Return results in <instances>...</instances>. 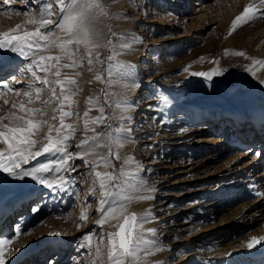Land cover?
Instances as JSON below:
<instances>
[{"label": "rangeland", "instance_id": "374dc122", "mask_svg": "<svg viewBox=\"0 0 264 264\" xmlns=\"http://www.w3.org/2000/svg\"><path fill=\"white\" fill-rule=\"evenodd\" d=\"M15 1L16 0H10L7 5H4L5 7H2L3 0H0L2 3H0V7H2L0 8V11H3V13L5 11L10 13L14 12L17 15L25 12L27 15H31L32 12L36 10V13H39L41 16L40 8L45 4V0H20L17 3H15ZM192 1L194 0H186L183 11L179 10V14L183 15L184 11L188 12V10L190 12L194 8ZM257 1L258 0H248L241 2L240 0H230L226 2L222 6L223 9L218 8V11H221L218 13V21L212 24H202L201 28L196 26L197 28L195 27L193 33L195 38H191V40L185 41L186 36H181L183 41L181 40V45L176 50H174V47L170 48L174 43L173 40L175 38L172 34L177 30H187L188 26H186V24L190 23L191 19H188L185 23L181 22V26L177 28L173 27L167 29L166 34L163 31L158 30L159 25H156V20L153 22L154 26L151 25L152 23L149 19L152 18V16L148 19L146 16L144 17V15L138 14V12H135L133 15L138 16L137 23L141 24V27L137 29L139 36H142V38L146 40V36L154 35L155 39L160 38L159 41H164L163 43L167 47L169 53H175L176 56L174 57L173 62L176 63L170 67H175L178 70L175 74H171V76L167 75L169 72L166 71L165 73L170 80H177L178 78L181 80L182 84L185 85L187 96L184 97L185 99L196 105L207 108L216 106H237L243 108L245 96L248 92L253 93L256 97L259 95L249 86L246 87L244 91L241 90L243 85L238 84L239 70L237 67L230 65L229 62L231 61H229L227 57V51L223 52V56L220 59V64L223 69L221 80L194 75V73H206L209 70V66L213 64V59L215 60V57L218 55V51L217 54L216 51L211 52L210 54L204 52L205 40L207 38L209 40L211 36L214 38H216V36H227L229 34L233 36L237 32L242 31V29L248 28L250 30L246 33L247 39H257L256 36L259 37V42L254 43L253 47L259 48L264 44V3L263 1ZM142 2L143 0H121L120 7L123 11L126 10L125 12L129 14L135 10L138 11ZM216 2V0H209L208 3L212 6L214 3L216 4ZM102 4L105 5L104 8L106 11L108 1L103 0ZM246 7H251L257 10L256 15L248 19L247 22L238 23L235 29H233V24L230 25V23H232V20L234 21L237 16H240ZM131 8H133L134 11L130 12ZM58 9H60V7L55 3V0H53L51 15H54V12ZM146 11H148V9ZM189 15L192 14L189 13ZM19 23L21 24V28H23L22 21H19ZM111 25L113 27L115 26L114 23ZM229 25L231 28H229ZM188 32L190 33L191 30ZM114 33L119 34L117 31ZM226 33L228 34L226 35ZM219 40L220 41L216 40V43L222 44V39L220 38ZM73 52L75 59L81 61L79 66L72 69L59 68L60 76L58 78H56L57 76L55 75L57 71V68L55 67L50 68L46 73L34 68L33 70L37 72L40 81H37L32 73L28 71V68H25L24 73L27 76V83H25V91L23 92L30 93V96H27L25 99L14 98L12 101H5L2 104L0 103V123L11 124L12 121L9 119L11 113L24 115L25 113L20 109V104L22 103L24 104L25 109L33 108L41 110L39 113L32 114L31 118L37 121H47V123L39 126L33 137V139L37 140V143L33 146L31 151H40L42 149L43 143L46 141L44 133L49 127H53L54 130L52 135L55 138V129L60 127V125H58V118L61 117V114L58 113L60 109L64 112L71 111L73 113V115L64 118L71 122V125L74 128V132L70 129H64L63 135L70 136V139L65 143L70 142V144H73L74 142L84 141L87 137L93 135L91 129H95L98 133L108 131L107 124L98 123L95 125L96 127H94L95 123L91 122L88 124L89 131L85 132L84 130L86 119L84 115L85 112L88 113V117L100 116L101 113L99 108L100 106H103L105 109L104 115L114 116L113 90H111V86L107 82L108 64L107 62L105 64H99L95 61V58H93V63L90 65L84 48H80L79 51ZM99 52L102 60L105 56L111 54L110 50L107 48H103ZM150 57V55H144L142 58H139L136 62V66L143 72L148 67H152L153 69L156 66V61L154 62L155 66H153L154 64L151 63L152 60H148ZM35 58L31 59L33 60ZM31 59L28 60L29 64L32 61ZM231 59L234 60L235 57H232ZM164 60L165 59H162L158 62V66L155 68L156 72L154 73L156 76L163 75V72L166 70L160 65L162 62L164 63ZM225 60L228 61L225 62ZM60 61L69 63L71 60L64 57ZM222 62H224V65ZM43 63L55 64L54 60L51 62L45 61ZM69 73L73 76L68 77L67 75ZM97 74H102L104 80L101 81L95 79ZM179 76H183V78L181 79ZM45 78L49 81H55L57 79L75 80L73 85L68 83L60 85L61 87L63 86L65 94H68L69 89L72 93H75V95L70 97L72 102L70 104L65 102L63 108H61L63 99L62 101L60 100V102L58 100V94L56 93V88L59 85H45L42 83ZM36 88L41 89L39 93V101L36 97L37 94H35ZM53 88H55V95H53ZM59 91L61 92V89L58 90V92ZM236 94L240 97L235 96ZM33 95L36 96L34 97ZM145 97L146 95H143L142 89H139L136 92L135 101L139 100L142 102L143 110L137 106L135 110H133L131 115L132 120L129 122L131 129L132 127L133 129L135 128L132 131L135 137L138 136L140 138L137 139V143L134 144L129 155L123 150L120 151L113 147V153L118 151L120 159H115L114 155L110 157V159L115 166L116 173H119L121 167L127 166L124 163L127 157L146 154L143 167L140 168L143 177L149 179L150 177H158L159 175L167 174V183L164 186H161L158 193H154L153 199L150 202L155 220L153 227L156 230V235L161 240L168 242V245L166 246L167 254L165 256V263L201 264L198 260V262L195 261V257L193 261L191 260L192 262H186L187 260H185V258L187 253L191 252L194 254L200 253L199 257L206 258L208 261L207 264H236L235 261H237V258H240L239 255H241V258H243L244 255L241 254L242 251L245 250V246L242 243L248 245L253 237L258 238L264 235V215L255 217L256 214L253 213H255L254 207L257 206V203L250 201V198L253 195L248 193L249 191L245 188L247 186H242V184L248 182L249 176L256 179L258 173L264 172V168L263 171L259 170L257 172L258 167L255 169L256 171L253 169L254 167H251L252 163L256 162V160L264 154V137L262 136L261 138V141L263 140V142L260 146H258L260 139L255 138L249 139L247 143L245 140L246 144H244V142L240 143L239 134L237 132L238 128H235L234 124L233 135L228 138L225 137L222 141L223 143L221 142L220 144V141H215L213 143L205 141L198 142V137L203 136L202 133L206 134L201 131V127L209 125V123L206 124L208 119L201 118L199 121H195L188 115L189 118L187 122L181 125H175L172 130H169L170 132H173L174 130L177 131L178 129H181L182 133H179L177 136L179 137L181 134H184L182 138L185 140L178 139L177 141L172 142L171 139L168 140L166 144L160 146V144H158L159 142L155 140L156 137L151 135L152 131L147 130V128L149 129L150 127H148V125L146 126L148 121H156L159 113H157L156 106L152 102L153 96L148 98ZM89 98H92L91 104L88 102ZM29 100H31L32 103H29ZM13 105H15V107ZM238 110L241 111L240 109ZM115 120L116 119L114 118L108 122L113 128L118 124ZM136 120H138L139 123L136 122ZM226 122L227 121L224 123V127H226ZM135 123H138L137 127L135 126ZM220 125L222 124L216 121V123L214 122V125L209 128L213 130L215 126L218 128H215L214 130L216 131L214 139L219 138L220 136L218 135L220 134ZM162 132L163 131H159L158 135L162 134ZM220 145H223V147L226 148L225 151H213V147ZM6 147V145L0 143V149ZM185 147L186 149H184ZM98 149V158L87 160L88 163L78 159L73 161L71 169L65 175V179L68 182L63 188L54 187L51 189L40 184L38 180H34L31 176L25 177L21 180L6 172L0 171V201L5 198L8 200L17 197L18 195H22L23 193H26L27 190H31V192L37 191L35 192L37 193V199L34 198L33 201L31 200L29 207H32V203L39 202L38 206L41 209H44V215L41 220H39V218L38 220H34L33 225H29L30 220H28L27 227L23 234L19 236L15 235L16 233L14 231L8 233L10 232L11 227L14 229L16 219L14 221L13 219L15 213L9 219L10 222H12V224L10 223L11 225L8 224L9 221L8 223L0 222V224L3 223L0 225V239H3L5 231L10 234L9 236L11 238H13L10 239V243L4 246L5 252L13 247L12 245L15 244L14 241H16V238H23L26 233L28 234L36 227H39L40 223L51 224V222H57L61 224L60 233L57 232V234L54 235L56 237L52 239V242L55 241L57 237L60 240L66 239L68 234L73 230H77L74 232L76 236L74 244H70V242L64 243L65 245L61 244L60 247L68 248V253L65 255L66 260H63L60 264H71L72 262L76 264L75 262L77 258L75 255L77 252L74 250L80 249L84 250V256L82 257L84 264H89L90 261H96V252L92 250L94 247L96 248L97 245H101L104 240L108 241L106 233L115 231L118 224L116 222L110 225L107 222H104L102 225L99 223L102 219L101 212L98 211L100 207L101 192L99 190V181L94 174L95 172H111L113 169L111 167H105L102 163L93 167L94 161H97L100 156L108 154V149ZM260 150L263 151L262 154L260 153ZM153 152L156 153L154 155H159L160 157L156 160H151ZM166 153L169 154L167 165L170 167L164 162L165 157H162ZM45 156L48 157L43 154L35 159L30 158L28 163H21V168L32 169L38 168L43 164H48L53 169L55 167V162L48 163ZM73 168L75 170H73ZM50 174V172H46L39 173L38 175L45 179H51ZM246 174L248 176H246ZM261 178V184L264 185V173ZM90 185L91 189L88 191ZM92 189H96L94 194ZM229 190H231V192H228ZM259 197L256 199L260 201ZM263 202H261L259 208L257 207L258 209L264 207ZM242 204H245L246 206L243 210ZM12 211L13 208L11 209V212ZM85 212L86 218L82 220V213ZM134 212L138 216L140 215L139 211L134 210ZM241 213L245 215L242 219L238 217ZM252 214L253 216H251ZM222 216H226L230 220L228 221V224L219 222V219ZM72 220H75L73 224L71 223ZM240 224L242 226L238 227ZM69 225H71V229ZM51 226L53 225L51 224ZM162 230L163 233L160 234V231ZM86 235L92 236L91 244L93 249L81 247V245H87L89 243L85 238ZM186 236H188V238H186L187 242H191V245L185 246L186 243L184 242V237ZM101 237L102 243L100 242ZM261 250L262 251L259 254L261 256H259V258L250 255L251 259H247V256L244 264H264V250L262 248ZM4 251L3 254L5 253ZM255 254L256 252L254 255ZM50 259L51 258L47 255L42 264H49ZM8 260L9 259L4 258V264H26L25 259H14L12 262L11 260L8 262ZM77 264H80V261H78Z\"/></svg>", "mask_w": 264, "mask_h": 264}, {"label": "bare ground", "instance_id": "6f19581e", "mask_svg": "<svg viewBox=\"0 0 264 264\" xmlns=\"http://www.w3.org/2000/svg\"><path fill=\"white\" fill-rule=\"evenodd\" d=\"M19 1L20 0H16L15 3ZM102 1L103 0H100L101 3ZM107 1H108V7H106L107 15L101 16L99 20L95 23V27L97 30L102 32L104 40H108L111 37V34L117 31V33H119L117 34V36L120 38L118 43L131 44V48L127 50L117 49L118 55H116V61H122L125 64L131 65L132 71L134 73V78L132 80H127V81L122 80L118 84L114 83L110 85L111 87L109 86L111 90H113L112 95H113V103L115 109L113 115L115 117H119L120 115H132L133 110H135L137 106H139L143 110L142 102L139 100L135 101L136 92L139 89H142L143 95H146L145 98L153 96L152 102L156 106L157 113H159L158 117L156 118L157 120L148 121L146 123V126L148 125V127H150L149 129L147 128V130L152 131L151 135L153 137H156L155 140L159 142L158 144H160V146H162V144H166L167 141L171 139L172 142H175L178 139H184L182 138L184 134H181L179 137L177 136L179 135V133H182L181 129H178L177 131L174 130L173 132H170L169 130H172L173 126L175 125H181L187 122L189 116L195 121H199L201 118L208 119L206 124L209 123V125H204V127H201L202 128L201 131L205 132L206 134L202 133L203 136L198 137L197 139L198 142L205 141V142L213 143L215 141L216 142L220 141L221 144V142L225 137L228 138L231 135H233V131H234L233 126L235 124V128H238L237 132L239 134L240 143L244 142V144H246L249 141V139L255 138V139H260L259 141L260 143L258 144V146H260V144L263 142V140L261 141V138L262 136L264 137V44H262L259 48L253 47L254 43L259 42V37L256 36L257 39L256 38L247 39L246 33L249 32L250 29L246 28V29H242V31L240 32H237L233 36H231L230 34L227 35L228 33H226L227 36L224 35L218 37L216 36L217 39L211 36L209 40L208 38L205 40L206 41L205 46L203 45L205 53L210 54L211 52L216 51L217 54L218 51V55L215 57V60L213 59L214 61L213 64L209 66V70L206 72L211 74L213 70H215V74H211V79L213 78V79L221 80L223 69L221 67L222 65L220 64V59L223 56V52L227 51L226 52L227 57L229 61H231L229 62L230 65L237 67L239 70L238 84L243 85V88H241V90L244 91V89L249 86L253 88L252 90H255L256 94L259 95L258 97H256V95H254L253 93L248 92L245 96V102L243 108H239L237 106H216L212 108H207L196 105L184 98L186 96V88L185 85L182 84L181 80H179L178 78L177 80H170L169 77L167 78V75L171 76V74L172 75L175 74L178 70L175 67L174 68L170 67L171 65H174L176 63L173 62L174 57L176 56L175 53L174 54L173 52L169 53L167 51V47L163 43L164 41H159L160 38L155 39L154 35L146 36L147 37L146 40H144L142 36H139L137 29L141 27V24L137 23L138 16L133 15L135 12H138V14L144 15V17L146 16V18L148 19L149 17L152 16V18L149 19V21L152 23L151 25L154 26L153 22L156 20V25H159L158 30L163 31L164 33L167 32V29H171L173 27L177 28L181 26V22L185 23V21L191 19L190 23L186 24V26H188L187 30L185 29L183 31L177 30L176 32H174V34H172L174 35L173 37L175 38L173 40L174 43L172 44V46H170V48L174 47L175 48L174 50H176L183 41L181 36H186L185 41L191 40V38H195L193 36V33L195 31L194 29L196 26L198 28H201L202 24H212L218 21L219 19L218 13L221 12L218 11V8L223 9L222 7L223 4H225L230 0H216L217 1L216 4L214 3L215 5L213 4L212 6L210 3H208L209 0H194L192 1V4H194V8L190 12L189 10L188 12L184 11L183 15L179 14V10L183 11V7L185 6L184 4L186 0H143L140 9L138 11L137 10L134 11V9L131 8L130 12L131 11L134 12L129 14L125 12L126 10L123 11L121 9L120 7L121 0H107ZM240 1L244 2L248 0H240ZM261 1H263L264 3V0H258L257 2H261ZM4 5L7 4L3 3L1 6L3 7ZM147 9L148 11H146ZM36 12L37 11L34 10V12H32L31 15L29 13H28L29 15H27L25 12L22 14L18 13L19 15H17L14 12L10 13L5 11L3 13V11H0V33L8 32L11 29H16L17 25H21L20 24L21 22L19 23V21H22L23 28H20L19 30H17V32H22L23 30H35L37 25H33L30 23L28 24V21L30 19H36V20L41 19L39 13ZM189 13L192 15H189ZM61 16L62 14L60 9L54 12V15L51 16L48 15V17L45 16L44 18L52 20L53 24L41 28L42 32H51V39L54 40L57 44L63 42L65 39L68 38L65 32L55 27L57 24L60 23ZM113 23L115 24L114 27L111 25ZM232 24H233V20L232 23H230V25ZM230 25L229 28H231ZM109 29H111V32L109 31ZM189 30H191L190 33L188 32ZM13 34H17V33H13ZM125 37H128L129 39L126 40L124 39ZM131 38H135V39H131ZM220 38L222 39V44L220 43L217 44L216 40L220 41L219 40ZM115 42L116 41H114V43ZM80 48H84V46L82 45L80 46ZM101 49H98L97 51H101ZM72 51H76L74 46L72 48ZM238 52H242L243 55H237L236 53ZM60 54L61 53L59 48H49L47 46H43V50L37 53L36 56L39 55L57 56ZM144 55L147 56L150 55L151 57L148 60H152V62L151 61L150 62L153 64L156 61L155 62L156 66L154 64L153 66L155 67L153 69L152 67L151 68L148 67L143 72L136 66V62L139 58H142ZM36 56L30 57V56L21 55L19 52L13 53L6 49H0V94H1L0 103L1 104L4 103L5 101L8 102L12 101L14 100V98H20V99L27 98V96H25L24 95L25 93L23 92L25 91V83H27V76L25 75L24 72H25V68H28L27 66H29L28 60L31 58H35ZM232 57H235V59L232 60L231 59ZM73 59H75V56H73ZM162 59L165 60L164 63L162 62V64L160 63V65L162 66L163 69L166 70L163 72V75L156 76L154 74L156 72L155 68L158 66V62ZM227 61L228 60H225V62ZM54 62L55 64L57 63L55 60ZM59 63L65 64L67 62L59 61ZM69 63H71V61ZM222 64L224 65V62H222ZM68 69H72V68H68ZM166 71L169 72L167 75L165 73ZM67 76L72 77L73 75L69 73ZM179 78L182 79L183 76H179ZM124 83L138 84L139 86L124 88L122 86ZM62 87L59 85L56 88V93L58 94L59 101L60 100L62 101L63 99L61 92L60 91L58 92V90L62 89ZM238 94H236L235 96L240 97ZM164 98H167V100L169 101L167 104L163 103ZM125 99L131 105L130 111L127 112L123 108L116 107L118 102H122ZM37 100L39 101V99ZM238 109H240L241 111H239ZM61 111L62 109H60L58 113L61 114ZM58 120H59L58 125H60L61 123L60 118H58ZM115 121L118 123L117 119ZM216 121H218V123H221L223 126L222 125L219 126L220 129V134H218L220 135L219 138L214 139L216 135L215 133L216 131L214 130L215 128H217L216 127L217 125L214 127V130L209 128L212 125H214V122L216 123ZM225 121H227L226 127H224ZM63 122L65 124L68 123L71 125V122H69L68 120L64 119ZM136 122L139 123L138 120H136ZM125 123L127 124V127L131 130V139L125 142L124 146L122 148H119V150L120 151L123 150L125 153L129 155L132 147L134 146V144L137 143V139L140 137L138 136L135 137L134 133L132 132L135 128L133 129L132 127L131 129L129 122H125ZM138 123H135L136 127ZM96 124L98 123H95L94 127H96L95 126ZM158 130L163 131L162 134L158 135L159 133ZM47 135H48V130L45 131L44 133V138L46 140L45 143H47V139H46ZM82 141L76 143L74 142L73 144H70V142L63 143L61 145L66 149L67 152L74 154L73 157L69 160V164L67 165L66 170H62L59 172L55 171V169L58 167V161H60V167H63L62 158L60 156H57L55 153L45 154L48 156V157L45 156L47 158L48 163L53 161L55 162V167L53 168V171L50 172L51 179L57 176H62L66 178L65 175L71 169V164L73 163V161L77 160L75 158V154H80L83 158L78 160H82V161L98 158L99 149L92 151L88 149L81 150L77 147L78 145L81 144ZM184 149H186V147ZM225 149L226 148L223 147V145L213 147V151L215 152H221L223 150L225 151ZM84 151H87V155L83 154ZM263 151L260 150V153L262 154ZM154 154L156 153L153 152L151 160H156L158 157H160L159 155H154ZM145 156L146 154H140V155L138 154L137 156H133L135 158V162L140 165V168L143 167V162L146 159ZM168 156H169L168 153L162 156L165 157L164 162L166 163V165L168 164L167 162L169 161ZM136 163L127 164V166H125L124 168L131 170L132 172H138L139 177L142 178L144 186L154 189V191L150 193L152 196L154 195V193L155 194L158 193L159 192L158 190L161 188V186H164L167 183V178H168L167 174H162L159 175L158 177L156 176L150 177L149 179L145 178L141 175L140 168L137 169ZM167 166L170 167L169 165ZM251 167L252 168L254 167L253 168L254 170L258 167L257 172L259 170L263 171L264 154L260 158H258L256 162H253ZM263 173L262 172L258 173L256 179H253L252 177L249 176L248 182L246 184H242V186L243 185L247 186L245 187L246 190L249 191L248 193L253 195L250 198V201L257 203V206H255L254 204L255 213L253 214H256L255 217H260L264 215V207L262 208L260 207V209H258L261 202L264 201L263 200L264 185L261 184V179H262L261 176ZM246 176L248 175L246 174ZM90 189H91V185L88 187V191H90ZM35 192L37 191L31 192V190L29 191L27 190V192L23 193L22 195H18L17 197L10 198L8 200H6L5 198L0 201V222L2 221L3 223H8L11 216L14 215L15 213L13 219V221L16 219L14 224V229L11 227L12 229L10 228V232L8 233L14 231L16 233L15 235L18 236L22 235L25 228L27 227L28 220H30L29 225H33L34 224L33 221L38 220V218L39 220H41L42 216L44 215V209H41L38 206L39 202L38 203L34 202L32 203V207L31 208L29 207L31 200L33 201V199L37 197V193ZM228 192H231V190H229ZM142 194L144 193H134V195H142ZM258 197L260 198V201L256 199ZM151 200L152 199L133 202L128 206V208L133 212L134 210L139 211L140 215L150 210L151 215L153 217V213H152L153 210L151 209V204H150ZM245 204H242L243 205L242 210L244 209V207H246ZM12 208L13 211L11 212ZM253 214L251 216H253ZM238 217L242 219L243 217H245V215L241 213L240 215H238ZM255 217H251V218H255ZM74 221L75 220H72L71 223L73 224ZM154 221L155 220L152 219L144 223L143 229L144 230L154 229L153 227ZM228 221L230 220L226 216H222L219 219V222L224 224L225 223L228 224ZM105 222H107L109 225L114 222L118 223L116 220H112V219H108ZM3 223H1L0 225H2ZM51 224L53 226H51ZM51 224L40 223L39 227H36L28 234L26 233L23 238H16V241H14L15 239L12 240L14 241L15 244L12 245L13 247L10 250L8 249L6 252L4 251L5 253L3 254V257L11 260V262L14 259H21V260L25 259L26 264H42V262L44 261L47 255L48 257L51 258L49 264H60L63 260L65 261L66 260L65 255L68 253V248L67 247L63 248L60 246L61 244L68 242H70V244H74V241L76 240L75 239L76 236L74 232L77 230H73L70 234H68V237L66 239L60 240L57 237V239L52 242V239L56 237L54 235L57 234V232L60 233L61 224L57 222H51ZM241 226H242L241 224L238 225V227ZM69 227L71 229V225H69ZM8 233H6L5 231V235L3 236V239L10 241V239L13 238H11L9 236L10 234ZM162 233L163 230L160 231V234ZM188 236L184 237V242L186 243L185 246L191 245V242L190 243L187 242L186 238H188ZM262 237H264V235L258 238H262ZM155 238L159 241V246L161 247V250L158 252L153 250L151 255L144 257L142 264H166L165 256L167 254L166 246L168 245V242L163 241L159 237H157L156 232H155ZM242 244L245 246L244 248L245 250L242 251L241 254L244 255L243 258H241V255H239L240 258H237L236 256L237 258V259L235 258L237 260L235 261L236 264H244L247 256H248L247 259L248 258L251 259L250 255L259 258V256H261L259 255L260 252L262 251L261 248L264 250V239L259 240V242L256 243L252 248H249L245 243ZM99 247H100L101 255L98 259L96 258L95 264H107V256H108V248H109L108 241L104 240V242L101 245H99ZM74 251L77 252V254L75 255V257L77 258L75 263L77 264V262L80 261V264H84L82 259V257L84 256V250L80 249ZM92 251H95V247ZM255 252L256 254L254 255ZM199 254H194L191 252L187 253L185 258V260H187L186 262H189L191 260L193 261L195 257L196 258L195 261L198 260L199 263L201 264H207L208 263L207 259L204 257H199ZM71 264L74 263L72 262ZM89 264H92V262L90 261Z\"/></svg>", "mask_w": 264, "mask_h": 264}, {"label": "snow or ice", "instance_id": "6c2138e0", "mask_svg": "<svg viewBox=\"0 0 264 264\" xmlns=\"http://www.w3.org/2000/svg\"><path fill=\"white\" fill-rule=\"evenodd\" d=\"M9 0H3L4 4H8ZM53 0H45V4L40 8L41 19H30L28 23L37 25L35 30H23L17 32L21 28L20 25L16 26V29H11L8 32L0 33V49H6L13 53L19 52L25 56H36L37 53L43 50V46L49 48H59L60 55L57 56H36L28 66V71L32 73L37 81H40V77L33 69H38L41 72H48L50 68H57L55 75L60 76L59 68H74L79 66L81 61L73 59L74 53L72 51L73 46L76 51L80 50V46H84V51L88 57V63H93V58L99 64H105L107 62V82L109 85L114 83H120L122 80H132L134 73L132 66L125 64L122 61H116V55L119 50H127L131 48V44L118 43L119 37L116 33H112L108 40L103 39L101 31L97 30L95 23L101 16H106L107 12L100 0H55V3L60 7L61 20L55 27L65 32L68 37L63 42L57 44L51 39V32H42L41 28L53 24L50 19H45V16L51 15ZM257 10L246 7L244 12L240 16H237L233 21V29L238 23L247 22L248 19L256 15ZM111 32V29H109ZM17 33V34H13ZM124 39H129L125 37ZM135 39V38H131ZM114 41H116L114 43ZM107 48L111 54L105 56L102 60L101 54L98 49ZM237 55H243L242 52L236 53ZM67 57L71 60V63L60 64L59 61ZM55 60L56 64L43 63L45 61L51 62ZM115 61V63H113ZM211 74H215V70ZM209 73H194V75H201L211 78ZM97 80H104L102 74H97L95 77ZM43 84H57L63 85L65 83L74 84L75 80L66 79L55 81H49L44 79ZM124 88L138 87V84L124 83ZM6 87V86H5ZM41 89L36 88L37 99H39V93ZM25 96H30V93H25ZM53 95H55V88H53ZM61 95L63 101L61 108L65 102L71 103L70 97L75 95L71 90H68V94H65V90L61 89ZM92 103V98L88 101ZM169 101L164 98L163 103L167 104ZM7 103V102H6ZM29 103H32L29 100ZM15 107V105H13ZM117 108H123L126 112L130 111L131 105L125 99L122 102H118ZM20 109L25 113L24 115H16L11 113L9 119L11 124L0 123V143H3L7 147L0 149V171L6 172L9 175L15 176L18 179H24L31 176L34 180L49 188H63L68 182L64 177L57 176L52 179H45L39 176V173H46L53 171L52 167L48 164H43L38 168L25 169L21 168V163H28L30 158L35 159L43 154L55 153L62 158L63 167H60V161H58V167L55 171L59 172L66 170L69 160L74 154L66 151L61 145L70 139V136L63 135L64 129H70L74 132V128L70 124H65L64 118L73 115L71 111H61L60 127L55 129L56 136L53 137V127H49L48 135L46 137L47 143L43 144L40 151H31L33 146L37 143V140L33 139L39 126L46 124L47 121H37L31 118L32 114L39 113L40 109L28 108L25 109L24 104H20ZM100 116L88 117V113L85 112V132L89 131L88 124L99 123L107 124L108 131L98 133L95 129H91L93 135L87 137L77 147L81 150L95 151L98 148L108 149V154L100 156L97 161L93 162V167L99 164H104L105 167H111V172H95V177L99 181V190L101 192L100 207L98 211L101 212L102 219L99 223L102 225L106 220L112 219L118 222V230L106 233L108 237V256L107 264H142L144 257L149 256L154 251H160L159 241L155 238V229H143V224L154 219L150 210L137 215L134 212H130L128 206L137 201H144L153 199L150 194L154 191L153 188L144 186L142 178L139 177L138 172H132L124 167H121L119 173H116L115 166L112 164L110 157L113 155L115 159L119 160L120 156L118 151L113 153L112 149L122 148L124 143L131 139V130L127 127L125 122H131V115H120L119 117L104 115V107L100 106ZM117 119L118 124L115 128L111 126L109 121ZM87 155V151L83 152ZM76 159L83 158L80 154H75ZM85 163H88L85 160ZM124 163L132 164L136 163L134 157H127ZM137 169L140 165L136 163ZM19 170V171H17ZM73 170H75L73 168ZM96 189H92L93 194ZM134 193H144L142 195H134ZM86 218V212L82 213L81 219ZM122 221V222H120ZM89 243L87 245H81V247L92 248L91 235L85 237ZM264 239L253 237L248 243V247L252 248L259 240ZM102 243V237L101 241ZM10 241L0 239V264H4L3 251ZM96 258L100 256L99 245L95 248ZM95 264V260L92 262Z\"/></svg>", "mask_w": 264, "mask_h": 264}, {"label": "water", "instance_id": "95a60500", "mask_svg": "<svg viewBox=\"0 0 264 264\" xmlns=\"http://www.w3.org/2000/svg\"><path fill=\"white\" fill-rule=\"evenodd\" d=\"M130 212H133L132 210H129ZM120 222H122V221H120ZM116 230H118V225L116 226V228H115V231Z\"/></svg>", "mask_w": 264, "mask_h": 264}]
</instances>
